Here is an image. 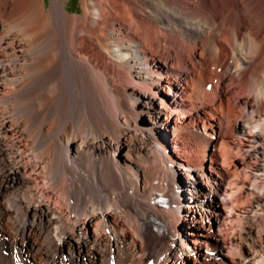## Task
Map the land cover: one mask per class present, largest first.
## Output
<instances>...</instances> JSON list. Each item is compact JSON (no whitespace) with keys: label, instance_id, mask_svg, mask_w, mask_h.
Segmentation results:
<instances>
[{"label":"bare ground","instance_id":"obj_1","mask_svg":"<svg viewBox=\"0 0 264 264\" xmlns=\"http://www.w3.org/2000/svg\"><path fill=\"white\" fill-rule=\"evenodd\" d=\"M51 1L0 0V264H264V0ZM154 32L243 101L228 115L242 208L186 148L187 78L159 63ZM206 218L219 229L189 245Z\"/></svg>","mask_w":264,"mask_h":264},{"label":"rangeland","instance_id":"obj_2","mask_svg":"<svg viewBox=\"0 0 264 264\" xmlns=\"http://www.w3.org/2000/svg\"><path fill=\"white\" fill-rule=\"evenodd\" d=\"M51 3V0H45V7L47 8ZM65 9L70 14L81 13L83 10L82 0H65ZM131 30L133 29L131 28ZM148 33L150 36L152 35L151 32L144 30L139 32L138 34L140 36H144ZM157 33H159V37L156 35ZM153 34L154 36L156 35V37L158 38L156 39L159 41H157L158 43L156 42V46L153 49L152 53L155 56L157 55L156 57L159 63H162L164 65H166L167 63L166 66L169 67L170 70L181 71L183 74L185 73L184 77L186 76L187 78V81H184L185 86L181 88L182 91H185L184 96H186L185 98H187V105L184 111H187L188 114L194 113L195 116L193 115L192 119L187 120V124L188 126L190 125L189 127H191L192 131L194 130V133H196V135H191L189 138L183 140L186 148L189 149V153L192 152V158L198 164V166L203 167L206 171L207 175L204 177L205 180L209 178L210 181H215V177H218V180L224 181L223 179L219 178V175H223L224 173L226 174L227 183H225V185L231 187L229 191V193H231L230 197L232 196L231 198L233 199L234 203H236L237 208H242L247 198V193L244 188H242L245 180V171L240 162L242 155H244L242 149L243 145L239 144L234 131L236 124L233 120V122L230 121L228 115L229 110H231L230 108H232L233 105L237 106V110L240 111L239 114L242 113L241 109L244 108L243 101L239 96L236 95V88H234L233 85L230 84V82H222V79H220L221 71L223 69L220 71L216 68L217 66L214 67L213 65L204 68L195 66L193 61V58L195 59V57H192L188 53L184 55L179 62V60H176L175 52L172 51L169 56L166 54L165 49L166 47H168L169 41L165 39L163 34L161 32H154ZM169 88V86H166L165 90L169 91ZM175 88L176 86L173 85L172 89ZM198 94L200 95L199 100L201 103L193 100L195 97H197ZM200 104H203L205 108L202 109ZM196 108L198 109V111L195 110ZM183 114L185 113L174 115V119L178 117V119H180V116H183ZM204 126L209 132H213L212 128L215 127L216 134H214V136L212 137L205 136ZM196 128L198 130H196ZM159 135L161 141H159L161 152L164 151L166 156L171 155L173 145L175 144L173 135H162V137L161 134ZM214 144H216V147H214ZM214 151L216 152V156L213 154ZM115 152H117V149H115ZM119 153L122 152L119 151ZM246 158L249 159V156H246ZM176 187L179 188L180 184H177ZM223 192L224 188L222 187V190L219 192L220 194L215 195V197L218 198V200H221L220 197L224 196ZM184 193L186 194V196L190 195L189 192L185 191V189H182V191H180V194ZM81 220L84 221V218H82ZM235 221L237 220H235L234 218L232 226L237 225L238 222ZM212 222V218H206L202 222V224L199 225V230L195 232L196 236H192L188 233L189 240H187V243L195 247L199 245L197 244L198 242L207 240V236L209 234H215L214 231L217 232V230L219 229V225H217L216 223L213 226ZM188 232H192V230L189 229ZM221 234L224 235V233ZM223 235L216 234L215 236L217 237L213 238L212 240H215L214 242L216 243H223V239L225 237V235ZM203 244L200 246V252L198 256L206 255V251L209 250L207 246H205L206 244ZM210 246L211 252L217 258L216 261H222L223 257L225 256L216 251L213 245Z\"/></svg>","mask_w":264,"mask_h":264}]
</instances>
